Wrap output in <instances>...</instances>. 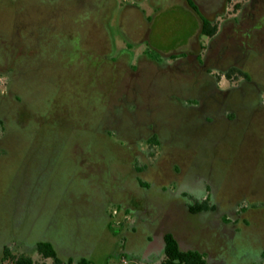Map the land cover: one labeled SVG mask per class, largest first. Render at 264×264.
Segmentation results:
<instances>
[{
  "label": "rangeland",
  "instance_id": "1",
  "mask_svg": "<svg viewBox=\"0 0 264 264\" xmlns=\"http://www.w3.org/2000/svg\"><path fill=\"white\" fill-rule=\"evenodd\" d=\"M116 1L152 16L146 41L133 44V58L119 53L126 43L113 16L112 41L86 21L94 0H22L0 7V117L7 126L5 133L0 124V260L7 246L11 254L52 264L35 248L47 240L65 258L87 255L98 242L94 259L104 264L112 254L99 244L108 239L105 214L120 209L118 199L138 207L144 198L149 222L143 224L175 226L183 246L227 249L232 229H239L234 264L240 251L252 254L264 246V109L256 110L249 93L235 94L234 106L229 99L205 113L221 116L228 109L239 119L222 124L216 117L222 130L200 126L201 114L185 101L195 97L192 74L186 67L182 74L161 69L157 61L158 49L175 48L195 32L188 14L166 0L157 14L150 0ZM18 24L27 37L13 35ZM141 51L145 56L137 60ZM226 85L221 79L219 86ZM152 129L161 141L153 148L146 141ZM144 161L155 165L139 173L149 188L141 191L133 169H143ZM174 181L188 193L211 191L213 213L250 200L248 224L218 227L213 216L190 214L181 196L164 191Z\"/></svg>",
  "mask_w": 264,
  "mask_h": 264
},
{
  "label": "flooded vegetation",
  "instance_id": "2",
  "mask_svg": "<svg viewBox=\"0 0 264 264\" xmlns=\"http://www.w3.org/2000/svg\"><path fill=\"white\" fill-rule=\"evenodd\" d=\"M20 1L22 0H0V7L4 5L12 7ZM135 1L138 2L139 0ZM160 1L161 0H150V7L152 8L153 14H157L156 12L160 10V6L162 5ZM166 1L188 14L195 26V32L190 34L183 44L175 48L167 51L158 49L161 58L157 61L159 62L161 60L159 62V67L161 69L170 68V70L172 69L182 74V68L186 67L187 71L192 74V80L195 83V85L193 83V87L196 89L195 97L193 100L189 99L185 101L191 102V104H188L191 110H195L201 114V116H198L200 119L199 125L217 128L219 124L215 123L216 117L221 120L222 124H229L230 121L239 119L238 114H234L233 116L229 115L228 109L224 111L221 116H216V112L212 114L205 113V110L210 107H215L217 109L218 107H224L223 102L229 99H231L232 105L234 106L237 102L230 97L235 94L244 98L247 97L249 93V102L255 106L256 110L264 109V0ZM76 3L84 5L81 0H76L74 4ZM112 16L114 17L116 27L122 33L126 43L125 48L119 53L127 54L133 58V44L146 41L147 34L150 32V20L152 16H145L144 10L134 4L125 8H120L116 0H94L90 10L86 12L85 19L88 22H93L94 25L99 28V31L102 32V38H107L109 41H112V35L109 32V23L111 22ZM74 27L76 31L80 25H75ZM24 28L25 26L22 27V24L16 25L13 35L20 37L22 32L24 35V33H26ZM139 28L141 29V34ZM202 36H204L205 39L201 41L200 37ZM25 37H27V35ZM203 41H205L206 44H204ZM223 42L225 44L222 50L217 54V45ZM142 56H145L143 51L138 53L137 60L141 59ZM4 66H7L5 62H3L2 67ZM221 79L227 83L224 88L219 86ZM183 87L188 88L187 83H183ZM0 124L3 131L6 133L7 126L1 117ZM227 128L225 127V129ZM218 129L222 130L220 126ZM150 131L151 132L148 133L149 135L155 132L153 129ZM146 141L151 148L161 144L159 136L152 137V135H150ZM152 165L154 167L155 162L150 164L148 161H144L143 169H133V183L134 185L140 186L141 191L147 188V183L144 182L147 181V179L141 177L139 173H144V171L150 169ZM174 182H176V186L173 189H170L169 183H167L164 191L167 192L169 196H181L190 214H202L208 217L213 216L216 220L219 219L218 222L221 223L218 227L222 224L224 225L225 221L231 226L240 224V222L245 225L248 224L245 218L249 213L247 205L252 204L250 200L245 198L237 200V204L235 203L228 212L213 213V206L210 203V200H213L211 191L208 194L199 193L198 195L194 192L188 193L179 187L177 181ZM148 187L150 186L148 185ZM185 195L191 198L188 199ZM110 201L113 200L110 199ZM116 201L119 202L120 209L112 210L109 215L105 214L106 220L104 226L108 239L101 240L99 243L109 246L112 250V254L110 253V256L106 259L107 261L104 264H118L119 262L123 264H138L135 259H138L144 264H162L165 260V238L167 235H171L174 238L180 251L199 252L204 257L207 264H230L231 260L234 258L236 249H233V245H235V239L238 236L242 237V234H239V229H232V234L230 238H228V240H230V245H228L229 249L214 251L205 246H199L200 244L193 245L192 243L183 246L177 237L176 232L178 230H176L175 226H164L158 224L157 221H150L153 224V229H149L143 224L144 222H149L145 215L147 213V208L144 198L138 199V207H128L122 202L123 199H118ZM198 204H204L205 207L199 210H192V207ZM157 224L159 226H157ZM155 228H157V234L159 233L157 237L153 234L156 232ZM154 240L155 243L153 242ZM39 242H49L63 264H71L74 262L76 264H81L83 262L86 264H97L94 258L98 242L93 249L89 251V254L84 255L76 253L67 258L61 256L54 247V244L47 240H38L36 242L35 248L37 253H39L37 250V244ZM6 250H9L7 246L4 247L3 255L0 260L1 263L5 262L4 255ZM210 253L214 254L210 255ZM39 255L41 254L39 253ZM113 255L114 258L112 257ZM252 258L255 263L250 262V264H263L264 246L255 249L252 254L250 251H240V255L235 258L234 264H241L245 259ZM43 259H50L52 264H54L51 257H43Z\"/></svg>",
  "mask_w": 264,
  "mask_h": 264
},
{
  "label": "trees",
  "instance_id": "3",
  "mask_svg": "<svg viewBox=\"0 0 264 264\" xmlns=\"http://www.w3.org/2000/svg\"><path fill=\"white\" fill-rule=\"evenodd\" d=\"M204 207V204H198L197 206L192 207V210H199ZM165 240V260L162 264H207L206 260L199 252L180 251L176 241L171 235H167ZM37 250L43 257H51L54 264H63L55 249L49 242H39L37 244ZM4 261H7L8 264H47L43 261L34 262L32 258L26 254H11L9 250H6L5 252ZM81 264L86 263L83 262Z\"/></svg>",
  "mask_w": 264,
  "mask_h": 264
},
{
  "label": "crops",
  "instance_id": "4",
  "mask_svg": "<svg viewBox=\"0 0 264 264\" xmlns=\"http://www.w3.org/2000/svg\"><path fill=\"white\" fill-rule=\"evenodd\" d=\"M153 242L155 243V240H154ZM153 242H152V243H153Z\"/></svg>",
  "mask_w": 264,
  "mask_h": 264
}]
</instances>
